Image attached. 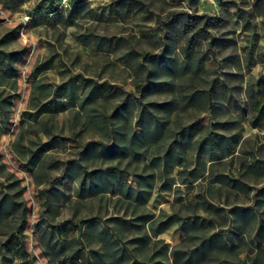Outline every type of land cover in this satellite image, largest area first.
Instances as JSON below:
<instances>
[{"label":"rangeland","instance_id":"obj_1","mask_svg":"<svg viewBox=\"0 0 264 264\" xmlns=\"http://www.w3.org/2000/svg\"><path fill=\"white\" fill-rule=\"evenodd\" d=\"M69 1L51 12L46 0H0V264H195L202 235L223 238L211 254L223 264H264L255 222L242 233L232 217L264 187V0ZM185 14L197 17L186 55ZM75 76L89 84L75 93L88 114L67 99ZM194 90L210 103L188 104ZM113 108L114 143L134 137L143 149L109 192H96L65 162L75 166L86 141L107 142L102 119L88 117ZM206 132L229 151L198 166L185 143L194 149ZM176 147L188 154L180 166L150 167Z\"/></svg>","mask_w":264,"mask_h":264},{"label":"trees","instance_id":"obj_2","mask_svg":"<svg viewBox=\"0 0 264 264\" xmlns=\"http://www.w3.org/2000/svg\"><path fill=\"white\" fill-rule=\"evenodd\" d=\"M48 2V7L52 8V4L55 0H46ZM85 0H70L69 4L71 7L78 6L82 4ZM55 8L51 9V12L55 11ZM179 13H171L169 15V19L176 18V16ZM197 17H194L192 15L185 14L184 18L182 20H179L181 23V32L183 34V37L185 38V44L182 47V52L184 55L188 54L190 52V42L193 39V37H188L189 31L191 28H193V25L195 24V20ZM164 24L159 23V26H162ZM163 38V37H162ZM0 55H4L3 52L0 51ZM10 55V54H7ZM157 58L161 59L162 55H157ZM199 64L203 62V58L198 59ZM80 77L75 76L68 79V82L65 83L64 89L68 92L67 99L71 105L78 104V107L84 108L85 114L87 113L88 109H85V103L83 101H78L75 98V93L79 89L83 87H87L88 83H81L79 84ZM147 80V78H146ZM85 82V81H84ZM149 81H144L142 84L139 85V88H137V94L134 98L139 99L143 96L142 88L146 87V83ZM157 89H160L163 87V83L157 82ZM264 85V83H259V86ZM189 96V102L188 104L193 105L197 102L198 98H201V100L205 99V102L210 103L209 93L202 90H194L190 93H188ZM0 100V105H1ZM134 100L129 98L128 100L122 99L121 104L123 107L122 111L125 108V116L124 114L121 115L122 118H128L130 112L129 109L130 104H134ZM140 109L137 112L138 117H140V114L145 107L141 102H139ZM255 105V108H257ZM1 107V106H0ZM77 107V106H76ZM121 111V112H122ZM258 113L260 115H264V107L257 109ZM84 113V112H83ZM114 116H120L118 113V108H113L112 113L110 115H105L104 113H99L98 117H94V115L89 116L91 122H93V119H102V129L104 130V133L107 135V142H99V141H86L83 144L79 145V150L75 153V156L73 159H71V163L73 161V164L75 166H71L70 161L65 162V166L67 165L69 172L73 174V172H76V169H80L83 172V178L80 180L84 183L94 184L95 185V191L98 190H104L105 192H109L110 188L112 187V184L117 183L118 181L123 178L124 174L128 173V170L131 165V161L138 162L140 160V149H143L140 145H137L134 143V137L132 139L130 138H121L119 139L118 144L114 143L116 139V134H114L113 127V119ZM254 127H257L259 125V119L254 121L253 123ZM150 134H153L152 132ZM125 135V134H124ZM225 138L222 136H218L212 134L211 132H206L198 144H196V147L193 149L190 147L189 142L185 143V147L191 151V158L194 160V162L200 166V157L202 155H213L215 153H218L220 150H223V152H228L229 148L227 145H225L224 142ZM146 149V148H144ZM158 150V149H157ZM158 155L157 157H154L151 161L152 168H157L158 172L160 174H164L167 172L168 169H173L175 167L180 166L181 159L187 160L188 154L183 149L176 147L175 150H171L167 148L166 150L160 152L157 151ZM87 164V165H86ZM187 163H185L186 166ZM90 167L89 170L86 169V167ZM71 167V168H70ZM77 167V168H76ZM198 169L191 171L189 175L191 177H194L197 175ZM256 172H259L260 174L264 172V168L261 166L256 167ZM152 176V175H149ZM143 177V182H139V186H143L145 189L148 188L145 186V182H147L148 177ZM151 180V179H150ZM222 181V180H221ZM153 182V181H152ZM148 183V182H147ZM148 190V189H147ZM145 197H147L150 194V191H144ZM141 194V193H140ZM130 195V193H129ZM128 195V196H129ZM254 198L252 199V207H249L248 209H245V212L236 211L232 213V217L235 218V220L240 219V223L237 225L241 228H244L242 233H246L245 230L247 226H249V219H252L255 222V225L257 224L256 234L255 236L258 238V240H264V210L260 211V207L264 208V187L258 188L253 193ZM204 208H207V205H205ZM127 209V207H126ZM239 215L241 216L239 218ZM234 222V221H233ZM170 221L166 222L164 225L169 226ZM114 230V229H112ZM223 238H221L218 235L214 236H206L202 235L201 238L198 240V242L193 246L191 249V254L189 255L190 261L195 262V264H199L203 261H212L214 264H223V259L217 257H212L211 254L214 252L215 249H218V244H222L224 247V243L222 241ZM223 262V263H222ZM89 264V263H87ZM184 264H187L184 263Z\"/></svg>","mask_w":264,"mask_h":264},{"label":"crops","instance_id":"obj_3","mask_svg":"<svg viewBox=\"0 0 264 264\" xmlns=\"http://www.w3.org/2000/svg\"><path fill=\"white\" fill-rule=\"evenodd\" d=\"M262 209H264V208H262ZM256 228H257V224H256ZM255 233H256V229H255ZM258 244H259V247L264 246V240H260Z\"/></svg>","mask_w":264,"mask_h":264}]
</instances>
